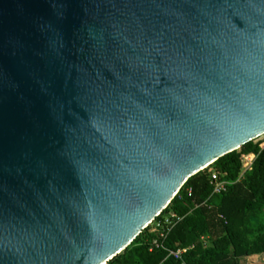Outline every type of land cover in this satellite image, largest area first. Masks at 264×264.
I'll return each mask as SVG.
<instances>
[{
    "label": "water",
    "instance_id": "water-1",
    "mask_svg": "<svg viewBox=\"0 0 264 264\" xmlns=\"http://www.w3.org/2000/svg\"><path fill=\"white\" fill-rule=\"evenodd\" d=\"M264 135V0H0V264H108Z\"/></svg>",
    "mask_w": 264,
    "mask_h": 264
},
{
    "label": "trees",
    "instance_id": "trees-1",
    "mask_svg": "<svg viewBox=\"0 0 264 264\" xmlns=\"http://www.w3.org/2000/svg\"><path fill=\"white\" fill-rule=\"evenodd\" d=\"M261 144L250 141L192 176L162 212L180 218L166 236L150 224L108 264H242L243 257L264 253ZM248 154L256 158L245 171ZM213 174L229 182L226 191L214 193ZM179 249H186L180 257L171 253Z\"/></svg>",
    "mask_w": 264,
    "mask_h": 264
},
{
    "label": "built area",
    "instance_id": "built-area-1",
    "mask_svg": "<svg viewBox=\"0 0 264 264\" xmlns=\"http://www.w3.org/2000/svg\"><path fill=\"white\" fill-rule=\"evenodd\" d=\"M251 154L244 155L243 156V162H244V170H249L252 168L253 161L255 160L256 156L255 154H252L254 158L251 160L249 158ZM212 184L214 185V193H220L222 191L227 190V186L229 182H226L224 180H221L217 174L212 175ZM158 217V219H156ZM155 218V220L151 223L155 225L154 230L159 231L160 237H165L167 231L171 230V228L174 225V218L177 216L175 214H166L162 215V212ZM180 219L179 217H177ZM157 247L160 246V244H156ZM186 251V249H179L177 251H171L172 254H174L176 257H180L182 252Z\"/></svg>",
    "mask_w": 264,
    "mask_h": 264
},
{
    "label": "rangeland",
    "instance_id": "rangeland-1",
    "mask_svg": "<svg viewBox=\"0 0 264 264\" xmlns=\"http://www.w3.org/2000/svg\"><path fill=\"white\" fill-rule=\"evenodd\" d=\"M256 141H262L261 146L264 148V135L256 139ZM249 158L252 160L254 156L251 154ZM243 264H259L256 259H244Z\"/></svg>",
    "mask_w": 264,
    "mask_h": 264
},
{
    "label": "crops",
    "instance_id": "crops-1",
    "mask_svg": "<svg viewBox=\"0 0 264 264\" xmlns=\"http://www.w3.org/2000/svg\"><path fill=\"white\" fill-rule=\"evenodd\" d=\"M244 259H256L259 264H264V253L243 257L241 259L242 264Z\"/></svg>",
    "mask_w": 264,
    "mask_h": 264
}]
</instances>
